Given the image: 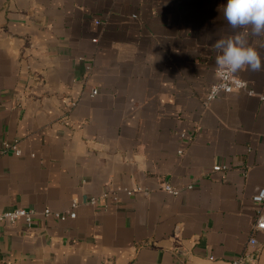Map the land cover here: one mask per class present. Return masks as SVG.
<instances>
[{
  "label": "crops",
  "instance_id": "crops-1",
  "mask_svg": "<svg viewBox=\"0 0 264 264\" xmlns=\"http://www.w3.org/2000/svg\"><path fill=\"white\" fill-rule=\"evenodd\" d=\"M224 3L0 0V212L35 213L0 264H264V69L205 101L216 41L264 34Z\"/></svg>",
  "mask_w": 264,
  "mask_h": 264
},
{
  "label": "clouds",
  "instance_id": "clouds-1",
  "mask_svg": "<svg viewBox=\"0 0 264 264\" xmlns=\"http://www.w3.org/2000/svg\"><path fill=\"white\" fill-rule=\"evenodd\" d=\"M223 15L233 28L250 26L253 34H264V0H225ZM246 33L229 39H219L215 48L219 51L217 65L228 74L235 75L242 69H264V58L256 48L248 45Z\"/></svg>",
  "mask_w": 264,
  "mask_h": 264
},
{
  "label": "built area",
  "instance_id": "built-area-1",
  "mask_svg": "<svg viewBox=\"0 0 264 264\" xmlns=\"http://www.w3.org/2000/svg\"><path fill=\"white\" fill-rule=\"evenodd\" d=\"M246 90L249 94L251 92L248 90L247 83L243 80L239 79L235 75L228 74L224 70H222L219 66L216 70V82L211 86L208 93L205 96V101L209 102L221 94H228L233 91H244ZM93 94H96V91H93ZM12 150L16 156L20 155V150L14 145H4V151ZM225 168H221L220 166H215L213 168L214 171H221ZM162 189L171 195H176L178 191L172 188L170 185H163ZM130 194V193H129ZM252 200L256 203L264 202V188L258 190V192L252 197ZM94 200L90 201V204H93ZM76 203L73 202L71 208L64 213H56L54 214L60 221H64L66 218H75ZM45 215L51 214L49 210H45L43 212ZM35 213L32 210H25L23 208H18L11 211L0 212V224H15L19 221H24L27 225H30L33 221V217ZM255 230H263L264 231V220L261 217H258L254 222ZM249 243L254 245L256 241L252 238L249 240ZM230 264H254L253 259L249 256L238 257L233 260Z\"/></svg>",
  "mask_w": 264,
  "mask_h": 264
}]
</instances>
